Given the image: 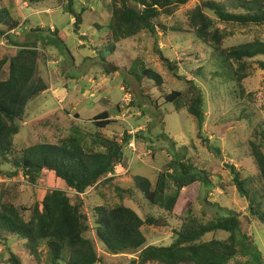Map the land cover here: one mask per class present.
<instances>
[{
  "label": "rangeland",
  "instance_id": "1",
  "mask_svg": "<svg viewBox=\"0 0 264 264\" xmlns=\"http://www.w3.org/2000/svg\"><path fill=\"white\" fill-rule=\"evenodd\" d=\"M110 1L72 0L74 12L81 14L77 33L75 16L67 9L69 0H1L18 23L8 35L13 41L38 49L39 76L47 84L46 91L28 100L24 120L18 123L20 132L15 143L19 148L54 143L68 135L74 126L88 133L101 130L104 135L118 139L124 133L133 136L135 153L132 155L125 146V157L116 169L118 175L113 184L123 189V198L119 197V190L101 185L82 196L83 212L90 227L86 236L101 264H130L136 257L134 253H110L95 235L92 210L106 201V195L110 204H125L139 215H153L157 219L156 224L144 228L148 245H169L172 230L179 229L191 217L206 223L230 212L238 213L241 227L236 239L242 242L244 234L254 237L251 247H255V252L238 253L228 264H264V226L250 210L253 205L264 211V184L248 144L253 139L254 127L264 123V67L260 64L264 56L247 60L249 75L241 81L244 95L240 96V87L220 53L214 50L216 42L212 38L213 34H219L221 47L264 40V24L242 26L223 22L213 11L204 9L213 25L201 36L191 28L188 14L207 0H189L172 14L159 15L155 19L159 23L155 33L142 31L116 43L117 48L111 50L106 39ZM211 1L222 4L228 11L244 12L238 7L241 0ZM130 4L140 8L135 0H130ZM55 29L63 40L52 34ZM16 50L11 40L1 37L0 57L6 53L12 55ZM158 52L177 64L178 75L192 78L201 88L205 101L201 128L184 108L175 110L174 103L164 102L165 93L172 90L185 93L187 88L182 79L171 73ZM136 61L161 75V87L147 77L140 83L136 76L128 74ZM102 111H108L113 122L99 129L93 117ZM215 148H219L220 155ZM180 161L193 167L201 182L183 188L173 212L168 213L150 204L134 186L132 178L146 177L154 187L159 173L169 170L172 167L169 163L179 170ZM226 163L235 165L240 172L247 197L233 184ZM2 183L14 194L18 206H30L52 189L68 190L64 181L50 171H44L36 184L22 175L8 178L0 173ZM67 192L75 198L72 191ZM3 234L7 240L4 244L0 242V264H8L10 255L16 256L21 264L45 263L44 244L38 259L26 240ZM228 236L229 233L219 230L206 234L204 239L225 240Z\"/></svg>",
  "mask_w": 264,
  "mask_h": 264
},
{
  "label": "trees",
  "instance_id": "2",
  "mask_svg": "<svg viewBox=\"0 0 264 264\" xmlns=\"http://www.w3.org/2000/svg\"><path fill=\"white\" fill-rule=\"evenodd\" d=\"M135 1L140 4V8L132 6L130 0H111L109 3L111 17L107 24L106 39L111 50L117 48L116 43L142 31L155 33L159 26L155 19L159 15L172 14L174 9L189 0ZM0 4V39L6 37L17 47L14 54L6 53L0 57V173L8 178L22 175L32 184H36L44 171H50L56 178L64 181L68 188L52 189L32 205L18 206L14 194L2 183L0 242L7 240L3 232L24 239L27 247L38 259L41 258L40 247L44 244L47 248L44 264L100 263V256L86 236L90 227L83 212L85 203L82 196L101 185L105 189L113 187L114 191L119 190V197L123 198V189L114 186L115 174L125 157V146L132 135L124 133L118 139L104 135L101 130L88 133L74 126L68 135L54 143H35L19 148L15 137L20 132L18 123L24 120L26 104L28 100L46 91L47 84L39 76L41 53L35 46L11 39L8 34H11L18 23L13 20L1 0ZM238 7L244 12L228 11L222 4L211 0L202 1L188 14L189 24L199 35H206L213 21L203 12L204 9L213 11L223 22L242 26L264 24V0H241L238 1ZM67 9L75 16V32L78 33L81 14L74 12L72 0L67 3ZM54 33L63 40L57 29L52 31ZM212 38L216 42L214 50L220 53L222 62L240 87V96H243L244 87L241 81L249 75L247 60L258 55L264 56V40L253 39L238 45L221 47V36L215 33ZM158 53L171 73L182 79L187 88L185 93L178 90L165 93L164 102L174 103L175 110L184 108L201 128L205 119V101L201 88L192 78L178 75L177 64L163 57L161 52ZM260 64L264 67V62ZM128 74L136 76L139 82L147 77L158 87L163 82L161 75L143 62H133ZM111 118L108 111H102L93 117V123L101 129L113 122ZM248 144L250 155L264 184V123L254 127L253 139ZM215 149L220 155L219 148ZM168 166L172 167L159 173L154 187L146 177L137 175L132 179L134 186L150 204L172 213L179 192L195 182H201V176L193 172L194 168L185 162H179V170L171 163ZM226 166L239 193L247 197L240 172L235 165L226 163ZM67 191H72L75 198ZM104 198L106 201L95 205L92 210L95 235L112 254H136L130 264H228L238 253L247 255L255 252V247H251L254 237L244 234L242 242L236 239V232L241 227L238 213L230 212L229 215L212 218L206 223L191 217L179 229L172 230L173 239L169 245H148L144 228L156 224L157 219L153 215H139L125 204H110L107 195ZM250 210L264 226V211L255 209L253 205ZM219 230L229 233L228 238L204 239L206 234ZM256 252L259 253L257 250ZM7 261L8 264H21L13 255Z\"/></svg>",
  "mask_w": 264,
  "mask_h": 264
},
{
  "label": "built area",
  "instance_id": "3",
  "mask_svg": "<svg viewBox=\"0 0 264 264\" xmlns=\"http://www.w3.org/2000/svg\"><path fill=\"white\" fill-rule=\"evenodd\" d=\"M130 134V133H129ZM133 137V136H132ZM127 145V147L131 150V153H132V155L135 153V143H134V139L133 138H131L130 139V141L126 144ZM121 165V164H120ZM119 165V166H120ZM129 169V168H128ZM128 169H127V171H128Z\"/></svg>",
  "mask_w": 264,
  "mask_h": 264
},
{
  "label": "crops",
  "instance_id": "4",
  "mask_svg": "<svg viewBox=\"0 0 264 264\" xmlns=\"http://www.w3.org/2000/svg\"><path fill=\"white\" fill-rule=\"evenodd\" d=\"M115 175H118L117 171H116V174Z\"/></svg>",
  "mask_w": 264,
  "mask_h": 264
}]
</instances>
